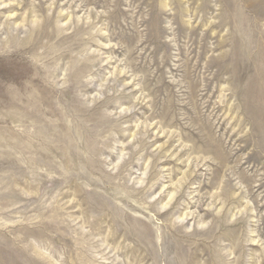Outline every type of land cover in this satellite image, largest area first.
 Listing matches in <instances>:
<instances>
[{
    "label": "rangeland",
    "instance_id": "374dc122",
    "mask_svg": "<svg viewBox=\"0 0 264 264\" xmlns=\"http://www.w3.org/2000/svg\"><path fill=\"white\" fill-rule=\"evenodd\" d=\"M0 264H264V0H0Z\"/></svg>",
    "mask_w": 264,
    "mask_h": 264
}]
</instances>
